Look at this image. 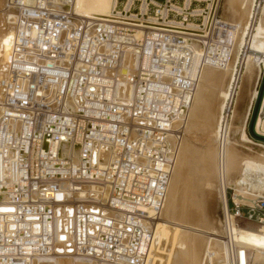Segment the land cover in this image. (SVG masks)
<instances>
[{"label": "built area", "instance_id": "built-area-1", "mask_svg": "<svg viewBox=\"0 0 264 264\" xmlns=\"http://www.w3.org/2000/svg\"><path fill=\"white\" fill-rule=\"evenodd\" d=\"M72 2L6 0L22 39L0 78V264L68 255L147 264L202 69L227 66L234 30L218 26L221 0H113L110 16L93 21L59 7ZM232 106L221 112L222 133ZM233 193L219 256L208 249L201 264H251L234 234L264 224V194L236 202Z\"/></svg>", "mask_w": 264, "mask_h": 264}, {"label": "bare ground", "instance_id": "bare-ground-1", "mask_svg": "<svg viewBox=\"0 0 264 264\" xmlns=\"http://www.w3.org/2000/svg\"><path fill=\"white\" fill-rule=\"evenodd\" d=\"M25 1L27 0H23V2ZM255 1L257 0H223V14L219 17L218 26H221L222 29L227 28L228 30H234L233 46L229 62L225 67L206 65L202 69L199 83L195 90L193 100L188 112V118L183 131V137L177 153L175 165L170 175L166 200L161 210L159 219L156 222L154 241L150 249V256L147 264H158L155 258L156 255L159 260L163 259L164 257L158 255L159 252L156 253V251H158L159 247L161 248L162 246H164V242H162V236L164 234L166 235V231L161 229L160 221L162 212L166 207L165 204L167 202V196L168 200H171L174 205L171 206V213L178 217H183L186 223L191 222V224H182L180 223L182 221H169L173 223V225H179V228L177 236L175 240H173V243L175 244H172L175 245V250L173 249V251L170 252V256L168 258L166 256L167 259L165 262L166 264H201L208 249L213 250V252L217 254L216 258H218L220 250L222 249L220 240L216 235L219 234L220 229L222 228L223 220H218L216 217L211 215L210 206L212 204L210 202V191H212L211 183L214 182L210 183L209 179L212 177H215L217 179L215 180V182L217 183L218 191L216 192V197L214 198H216V200L223 205L225 211L228 208L226 195L227 186L236 183L240 175H243L241 177H244V174L247 171H250L252 169L264 171V142L253 140L251 137L247 136L248 133H246V124L252 109V105L257 96L258 84L264 69V66L260 64L261 60L264 61V10L263 20L258 24L257 28H254L256 32L252 33L248 45L249 48H251L256 53H259L260 55H253L248 57L247 62L242 67L236 90L235 92L233 91L234 82L236 79L234 71H237L236 62L238 51L240 46H246L247 44H245L244 35L250 29V26L252 24L250 17H253L254 15L253 11ZM59 7L61 9H68L69 14L75 20H80L81 18H83L85 21H93L94 19H102L110 16L111 9L113 7V0H73L72 4L69 7H66L65 5H60ZM16 21V11L13 9H7L6 0H0V78H5L8 76L9 71L7 66L10 60V53L11 51L13 53L14 46L16 45V43L20 44V40L22 39V32L19 33L16 30ZM188 26L191 27V30L198 31L196 24H194L193 22H189ZM15 73L17 78L25 76L24 74H22V72ZM126 89L130 93L131 85L129 84ZM4 90L5 88H3V86L0 84V100L5 97ZM216 92L219 93V103L217 105H214V100L212 104L209 100L211 99V94H214ZM229 101L233 103V106L228 133L226 134L222 133L220 118L222 110L225 108V106L228 105ZM260 106L261 110H263L264 95ZM200 117L203 118L202 120H205L206 122L208 121L210 122V124H213L212 128L208 127L210 128L209 133L204 134L211 135V137L213 136L215 138V140H213V142L215 141L213 143L215 144V148L212 145L214 149H211H213L214 151L211 150V152H215L216 157L212 158L211 155H209L208 157L206 150H204L203 148H198L201 147V144H199V146L197 147L191 144L192 142L188 143L189 145L187 144V142H184L189 137V131L191 132V130L194 129L190 128L191 124L193 123L191 122V119L197 118L196 120H198V118L200 119ZM199 121L200 120H198V124L200 123ZM195 123L196 122H194V124ZM255 130L260 134H264V118L261 117V114H258L257 116ZM191 133L193 134V132ZM207 136L205 139L209 137ZM211 142L208 143L211 144ZM60 148L62 151H64V153H66L65 144H61ZM77 153L78 150L75 149L74 155H76ZM108 155V151L106 149L103 150L99 154L98 162L96 164L100 167H103L108 161ZM188 155L189 157L187 158ZM212 159L216 160V164H214L216 165V169L213 168L214 166L212 165ZM186 163L190 165L194 164L197 166L198 171L196 170L197 168L192 165L195 168L194 170L198 172L199 177L195 180V182L191 181L194 184L196 183L195 185L191 183V185L195 187H191L190 185L191 188H185L186 190L184 191L182 189L183 192L177 198L174 196L176 198L175 199L172 197L174 190L173 187L174 184L177 183L176 181L178 179L175 181L173 175L175 174L177 168L179 171H181V169H183V166L185 167L184 164ZM212 173H214V175H212ZM174 181L176 183H174ZM181 185L183 186V184ZM215 185L214 188L216 187ZM179 188L181 189V186ZM174 192L176 193L177 191ZM92 194L97 196L100 195L99 190L95 186L92 188ZM102 194L103 196H106V192H103ZM74 195L78 199L81 196V193H75ZM194 195L195 199H192V196ZM246 196L248 197L250 196V194H246ZM239 197L240 196L238 195L234 196L236 202L249 201L244 200L242 197ZM168 205H170V203ZM165 212H167V210ZM171 213L169 215H171ZM195 220H200L202 223L204 221L205 223L203 224L205 225L201 223L200 225H197L198 222L196 223ZM192 221L195 222V224H193ZM249 224V228H243L242 226H239L237 233L234 224L233 226H230V230H235V239L241 242L242 246L248 250L251 257V264H264V228L253 229V227H251V225L253 224L260 226H264V224ZM175 228L176 227H174V229ZM174 229L172 228L171 230ZM173 233L175 234V232ZM170 234L168 235L170 236ZM161 243H163V245L159 246V244ZM166 243L168 244V242H165V246L167 247ZM169 247L171 246L169 245ZM167 249L169 248L167 247ZM23 261L27 262V260L25 259H23ZM162 262L163 261H161V263ZM32 264H86V261L80 257H73V255H68L66 257L58 258L55 260H53L51 257L41 256L32 260Z\"/></svg>", "mask_w": 264, "mask_h": 264}, {"label": "rangeland", "instance_id": "rangeland-1", "mask_svg": "<svg viewBox=\"0 0 264 264\" xmlns=\"http://www.w3.org/2000/svg\"><path fill=\"white\" fill-rule=\"evenodd\" d=\"M158 1H161V0H158ZM255 3H256V1H255ZM254 3V4H255ZM263 10H264V0H262V2H261V4H260V13H259V16H258V19L256 20V22H255V24H251V26H250V29L247 31V33L244 35V38H245V44H246V48H247V51L245 52V55H244V62H243V65H245V63L247 62V59H248V57H250V56H253V55H260L259 53H256V52H254L251 48H249L248 47V45H249V42H250V39H251V35H252V33L253 32H256L255 30H254V28L256 27H258V24L259 23H261V21L263 20ZM219 14L220 15H222L223 14V0H222V3H221V8L219 9ZM247 36H248V39H247ZM243 47V45L242 46H240L239 47V51H238V57H239V52H240V49ZM247 53V54H246ZM238 57H237V61H238ZM237 63V62H236ZM193 119V120H192ZM191 119V122H193L192 124H191V126H190V128L191 129H196V130H191V132H193V134H195V135H193L190 131H189V133H188V135H189V137H190V139H189V137L187 138V140H185L184 142L186 143L187 142V144L188 143H191V144H193V145H195V146H199V144H201V147H198V148H203L204 150H206V152H207V156L209 157V155H211V157L213 158V157H216L215 156V152H211V150H213L214 148H215V144H213L214 142H213V140H215V138L213 139L212 137H211V135H208V134H204V133H209V129L210 128H212V126H213V124H210V122H206L205 120H202L203 118L202 117H200V119L198 118V120H200L199 122L201 123V124H203V125H201L200 123L198 124V120H196L197 118H192ZM194 120H196V121H194ZM194 122H196L197 123V125H196V123L194 124ZM203 122V123H202ZM208 124V125H207ZM192 125H193V127H192ZM210 125V126H209ZM195 126V127H194ZM199 126H201V127H199ZM204 127V128H203ZM208 127H210V128H208ZM208 128V129H207ZM199 129H201V130H199ZM207 129V130H206ZM206 130V131H205ZM195 131V132H194ZM197 132V133H196ZM246 133H247V130H246ZM201 135V136H200ZM203 135H205V136H203ZM209 137H208V136ZM193 136H195V137H193ZM206 136L208 137L207 139H205L206 138ZM247 136H249L248 134H247ZM193 137V138H192ZM199 137V138H198ZM250 137V136H249ZM191 138H192V140H191ZM195 138H196V140H195ZM212 138V139H211ZM210 139V140H209ZM199 140V141H198ZM206 140V141H205ZM208 140V141H207ZM211 140H212V142H211ZM252 140V139H251ZM254 140V139H253ZM204 141V142H203ZM256 141V140H255ZM199 142V143H198ZM211 142V144H209V143ZM202 143H205V144H202ZM208 144V145H207ZM189 145V144H188ZM202 145H204V146H202ZM214 146V148H213V146ZM206 146V147H205ZM212 146V147H211ZM183 147H184V145H183ZM207 148V149H209V150H207V149H205V148ZM211 148H213V149H211ZM214 151V150H213ZM209 153V154H208ZM189 157V155L187 156V158ZM215 159V158H214ZM214 159H212V161H213V168L214 169H216L215 167H216V165H214V164H216L215 162H216V160H214ZM185 165V167L183 166V169H181V171H179L178 170V168H177V170L175 171V174L173 175V177L175 178H173L175 181H174V183H176L177 185H178V187H177V185L176 184H174V187H173V198H177V197H179V195L184 191V190H186L185 188H191V187H195V186H192L191 185V183H193V182H195V180L199 177L198 175V172H196V170L198 171V168H197V166L196 165H194V164H188V163H186V164H184ZM195 166V168H197L196 170H194L195 168L193 167V166ZM193 169H192V168ZM192 169V170H191ZM178 171V172H177ZM187 171V172H186ZM189 171V172H188ZM181 172H182V174H181ZM193 172V173H192ZM177 174V175H176ZM179 174V175H178ZM193 174V175H192ZM212 175H214V173H212ZM181 176V177H180ZM241 176H243V175H240V177L238 178V180L236 181V183H234V184H232V185H230V186H227V188H230L229 190H228V192H227V188H226V195H227V201H228V197H230V195L232 194V192L234 191V193H233V195L235 196V195H238V196H240V197H242L244 200H249L251 197H254L255 195H256V193H262V194H264V171H262V170H254V169H252V170H250V171H247V172H245V174H244V177H241ZM184 178H186V179H184ZM193 178V179H192ZM213 178V177H212ZM212 178H210L209 179V182L211 183V182H214V183H211V188H212V191H210V202H211V206H210V212H211V215L212 216H214V217H216L218 220H222V218H223V213H224V207H223V205L219 202V201H217L216 200V198H214V197H216V192L218 191V186H217V183L215 182V180H217L215 177L213 178L214 179V181H213V179ZM179 179H180V181H181V183H180V181H179ZM183 179H184V181H183ZM189 180H190V182H189ZM191 181H193V182H191ZM188 182V183H187ZM237 182H238V184H237ZM186 183V184H185ZM215 183H216V185H215ZM181 184H183V186L181 185ZM188 184H189V186H188ZM196 184V183H195ZM194 183H193V185H195ZM176 185V186H175ZM190 185H191V187H190ZM214 185L216 186L215 188H217V189H215L214 188ZM181 186V189L179 188ZM237 188H238V190H237ZM170 189V188H169ZM182 189H183V191H182ZM236 189V190H235ZM179 190V191H178ZM214 190V191H213ZM174 191H177L176 193L174 192ZM237 191H238V193H237ZM240 192V193H239ZM247 192V193H246ZM244 193V194H243ZM247 195H249L250 194V196H246V194ZM176 194V195H175ZM178 195V196H177ZM175 196V197H174ZM233 196V197H234ZM239 197V198H240ZM175 198V199H176ZM195 199V195L194 196H192V199ZM170 201V202H169ZM229 202H230V200H229ZM170 203V205H168ZM168 205V206H167ZM165 208H164V211L162 212V215H161V221H160V227H161V229H163V230H165L166 231V235L164 234L163 236H162V242H164V246H162L163 245V243H161V244H159V246H162L160 249L158 248V251H156V253H158V255H160V256H164L163 257V259H160L161 261H163L162 263L163 264H166V259L170 256V252H172L173 251V249H174V247H175V245H172V244H175V243H173L174 241L173 240H175V238H176V236H177V232H178V226L177 225H173V223H171V222H169V221H172V222H179V221H182V222H180V223H182V224H191V222L189 223V222H185V220H184V218L182 217H178V216H176V215H173V213H171L172 212V208H171V206H174L173 205V203L171 202V200H168V196H167V202H166V204H165ZM169 209V210H168ZM170 209H171V211H170ZM167 210V212H165ZM212 210V211H211ZM169 211H170V213H171V215H169L170 213H169ZM169 216V217H167V216ZM173 217H174V219H173ZM169 219V220H168ZM171 219V220H170ZM177 219V220H176ZM173 220H175V221H173ZM184 220V221H183ZM190 221V220H189ZM195 222L197 223V225H200V223L201 224H203V223H205L204 221H203V223L200 221V220H195ZM195 222H193L192 221V223L193 224H195ZM172 225H173V227H172ZM203 225H205V224H203ZM248 225H250V224H248ZM248 225H246V227H243V228H249L248 227ZM254 225V224H253ZM251 225V227H253V229H262V228H264V226H260V225ZM174 227H176L175 229H174ZM168 228H170V229H168ZM174 229V230H171V229ZM167 229H168V231H169V233H168V231H167ZM177 229V230H176ZM171 230V231H170ZM173 232H175V234L173 233ZM173 234L174 235V237H173V235H171L170 234V236L168 235V234ZM166 236V237H165ZM165 238V239H164ZM171 238V239H170ZM173 238V239H172ZM167 239H169V240H167ZM165 240V241H164ZM169 241H171V242H169ZM165 242H168V244L166 243V245H167V247L169 248V249H167V247L165 246ZM169 245L171 246V247H169ZM168 251H167V250ZM166 250V251H165ZM175 250V249H174ZM163 253H162V252ZM167 253V254H166ZM168 253H169V255H168ZM166 256H167V258H166ZM155 258H156V261L158 262V264H160L161 263V261L157 258V255L155 256ZM159 261H160V263H159ZM161 263V264H162Z\"/></svg>", "mask_w": 264, "mask_h": 264}, {"label": "water", "instance_id": "water-1", "mask_svg": "<svg viewBox=\"0 0 264 264\" xmlns=\"http://www.w3.org/2000/svg\"><path fill=\"white\" fill-rule=\"evenodd\" d=\"M264 95V69L258 84V92H257V96L254 100V103L252 105V109L246 124V130L248 135L256 140V141H260V142H264V134H260L258 132H256L255 130V123H256V119L258 116V112L260 109V105H261V101Z\"/></svg>", "mask_w": 264, "mask_h": 264}, {"label": "crops", "instance_id": "crops-1", "mask_svg": "<svg viewBox=\"0 0 264 264\" xmlns=\"http://www.w3.org/2000/svg\"><path fill=\"white\" fill-rule=\"evenodd\" d=\"M217 93V94H216ZM216 93H214V94H211V99L209 100L210 102H211V104H212V102H213V100H214V105L216 104H218L219 102H218V100H219V93L218 92H216Z\"/></svg>", "mask_w": 264, "mask_h": 264}]
</instances>
